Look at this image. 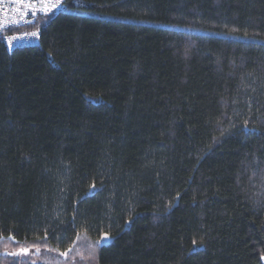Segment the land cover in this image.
Here are the masks:
<instances>
[{
    "label": "trees",
    "instance_id": "1",
    "mask_svg": "<svg viewBox=\"0 0 264 264\" xmlns=\"http://www.w3.org/2000/svg\"><path fill=\"white\" fill-rule=\"evenodd\" d=\"M79 1L0 30V264H264V0Z\"/></svg>",
    "mask_w": 264,
    "mask_h": 264
},
{
    "label": "built area",
    "instance_id": "2",
    "mask_svg": "<svg viewBox=\"0 0 264 264\" xmlns=\"http://www.w3.org/2000/svg\"><path fill=\"white\" fill-rule=\"evenodd\" d=\"M63 3L65 0H0V29L6 31L3 40L7 48L12 51L15 48L39 45L40 30L29 31L23 28L29 27L37 15H48Z\"/></svg>",
    "mask_w": 264,
    "mask_h": 264
},
{
    "label": "rangeland",
    "instance_id": "3",
    "mask_svg": "<svg viewBox=\"0 0 264 264\" xmlns=\"http://www.w3.org/2000/svg\"><path fill=\"white\" fill-rule=\"evenodd\" d=\"M80 11L83 13L89 12V13L95 14L92 11H88L84 9H80ZM110 239L111 238L108 235L106 239L100 240V242L106 243ZM13 247L14 246H12L11 244L6 243V245L4 246L3 253L7 255H12L14 257H22L27 260H31L33 263H36V264H40L41 259H43L42 257H40V253H41L40 251H37L30 247H25V248H22V247L13 248ZM24 250H27V251H24ZM78 250H79L78 252L76 251L74 253L72 252L70 255L68 254V256H66L67 262L64 264H98L96 255L90 250V248L88 250L86 248H83V250L82 248L81 250L80 249Z\"/></svg>",
    "mask_w": 264,
    "mask_h": 264
},
{
    "label": "bare ground",
    "instance_id": "4",
    "mask_svg": "<svg viewBox=\"0 0 264 264\" xmlns=\"http://www.w3.org/2000/svg\"><path fill=\"white\" fill-rule=\"evenodd\" d=\"M75 3L78 4V5L82 4L79 0H75ZM63 5H64V6H63ZM63 5H61L58 9H55V11H53L52 13H55V12H57V11H60V10H64V9H66V4L63 3ZM52 13H50V14H52ZM46 15H47V14H46ZM41 16H44V14H39V15H37V16L34 18V20L29 24V27H24L23 29H27V28H28L29 31H32V30H40L39 28L36 27V23H37L38 19H39ZM0 30H1V29H0ZM3 31H5V30H3Z\"/></svg>",
    "mask_w": 264,
    "mask_h": 264
},
{
    "label": "snow or ice",
    "instance_id": "5",
    "mask_svg": "<svg viewBox=\"0 0 264 264\" xmlns=\"http://www.w3.org/2000/svg\"><path fill=\"white\" fill-rule=\"evenodd\" d=\"M55 6H56V5H53V7H55ZM33 34L35 35V33H33ZM107 236H108L107 233L102 234V236L100 237V240H104V239H106ZM100 240H98L96 243L98 244V243L100 242ZM24 251H27V250H24ZM65 254H66V253H65Z\"/></svg>",
    "mask_w": 264,
    "mask_h": 264
}]
</instances>
